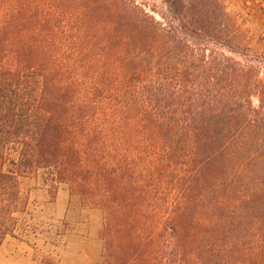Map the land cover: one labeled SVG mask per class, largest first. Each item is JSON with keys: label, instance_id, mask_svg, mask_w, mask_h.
Segmentation results:
<instances>
[{"label": "trees", "instance_id": "trees-1", "mask_svg": "<svg viewBox=\"0 0 264 264\" xmlns=\"http://www.w3.org/2000/svg\"><path fill=\"white\" fill-rule=\"evenodd\" d=\"M165 1L0 0V244L26 178L103 211L102 264H264V79L206 48L220 3Z\"/></svg>", "mask_w": 264, "mask_h": 264}, {"label": "rangeland", "instance_id": "rangeland-1", "mask_svg": "<svg viewBox=\"0 0 264 264\" xmlns=\"http://www.w3.org/2000/svg\"><path fill=\"white\" fill-rule=\"evenodd\" d=\"M132 1L146 13L154 17L156 21L167 24L171 23L166 5L167 2L165 0ZM214 1V3L221 4L226 15L234 22L241 44L238 46L237 50L235 49L236 47L231 49L227 48L228 50L215 48L214 45L210 43L206 44V48L208 50H216L226 56L234 57L241 64L254 66L259 72V77L264 79V0ZM223 47L230 46H222L221 48ZM21 182L22 189L27 195L31 189L36 188V182L34 180L25 178L22 179ZM61 189L66 191L65 188ZM35 196L38 200L35 199L36 203L30 206L29 209H31V211H28L33 214V219L32 217H28L29 213L20 217V225H25L23 229L27 231L25 234L26 239H32V237H30V232H32V229H35L38 233L37 238L39 242L45 239L55 244L54 246H56L57 249L54 253L49 254L56 257L58 263L60 260L59 256H64L63 254L66 251V246L70 243H82V241H84L91 245L96 243L99 247H102V241L99 238V230L102 225L103 211L100 208H91L82 205L80 198L77 196L78 198H74L75 201H70L69 204L67 203L69 209L67 217L58 219L53 216L52 208L46 205L48 203L43 200V197L40 194H36ZM50 202L54 201L50 200ZM63 205H66V202H63ZM43 211H45L46 214H44ZM22 234L23 233L20 232V235ZM82 252L83 251L80 253ZM37 254L41 258V255L45 253L39 251Z\"/></svg>", "mask_w": 264, "mask_h": 264}, {"label": "crops", "instance_id": "crops-1", "mask_svg": "<svg viewBox=\"0 0 264 264\" xmlns=\"http://www.w3.org/2000/svg\"><path fill=\"white\" fill-rule=\"evenodd\" d=\"M35 186L36 188L31 189L27 195V213L31 211L29 207L33 206L36 203L35 201L38 200L35 195L40 194L43 197V200L48 203L46 205H48L49 208H52L53 216L58 219H63L68 215L69 209L67 205L69 202H73L75 201L74 198H78L77 196L70 195L67 190L64 191L61 189L54 202H50L47 191L40 188L39 185L35 184ZM63 202H66V205H63ZM43 213L46 214L45 211H43ZM28 217H32L33 219V214L29 213ZM24 226L25 225L18 226L16 231L18 239L7 237L0 244V264H40L41 258L37 254L39 251L49 254L54 253L57 249V247L54 246L55 244H52L45 239L39 242L37 238L38 233L35 229H32V232H30V237H32V239H26L25 234L27 231L23 229L25 228ZM20 232L23 234L20 235ZM97 246L96 243L91 245L84 241H82V243H70L66 246V251L63 254L64 256H59L60 260L58 264H102V247L98 246L97 249ZM81 251L83 252L80 253Z\"/></svg>", "mask_w": 264, "mask_h": 264}]
</instances>
